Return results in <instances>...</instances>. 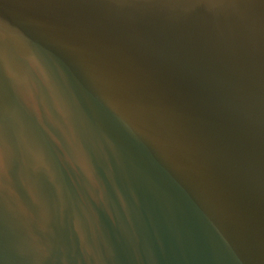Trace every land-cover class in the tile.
<instances>
[{"label":"water","instance_id":"1","mask_svg":"<svg viewBox=\"0 0 264 264\" xmlns=\"http://www.w3.org/2000/svg\"><path fill=\"white\" fill-rule=\"evenodd\" d=\"M0 264H264V0H0Z\"/></svg>","mask_w":264,"mask_h":264}]
</instances>
